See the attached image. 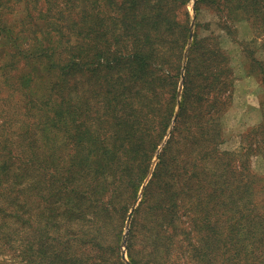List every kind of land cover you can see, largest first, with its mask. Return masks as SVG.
Returning a JSON list of instances; mask_svg holds the SVG:
<instances>
[{"label": "trees", "instance_id": "trees-1", "mask_svg": "<svg viewBox=\"0 0 264 264\" xmlns=\"http://www.w3.org/2000/svg\"><path fill=\"white\" fill-rule=\"evenodd\" d=\"M191 1L0 0V264H128L140 196L131 263L264 264V109L222 147L264 0Z\"/></svg>", "mask_w": 264, "mask_h": 264}, {"label": "rangeland", "instance_id": "rangeland-1", "mask_svg": "<svg viewBox=\"0 0 264 264\" xmlns=\"http://www.w3.org/2000/svg\"><path fill=\"white\" fill-rule=\"evenodd\" d=\"M196 0H192L190 3V10L191 13L194 15V4ZM205 13L202 16V20H215V16L211 14L208 10L204 11ZM196 23V21H195ZM203 28V27H202ZM204 29V28H203ZM202 29V31H204ZM255 32L260 35V37H264V31H256L255 28H250L249 24H241L240 25V31H239V37L242 40H245V38L251 37L252 34H255ZM225 45L232 50V56H233V62L235 65V71L237 74V80L235 84L234 94L232 97L231 104L228 108L227 114L225 116L224 124H225V134H226V141L222 145L224 149L229 150H235L237 152L240 151L242 146H247L249 144V140L243 138V134L249 129L251 126L255 125L256 123H259L262 119V110L264 109L263 106L261 107V101L263 100V89L260 85V80L257 77L254 76H248L246 68L243 64V60L241 58V48L238 46L237 43H234L229 37L225 38ZM236 47L233 51V48ZM174 127H172L171 131ZM171 133L166 137L164 143L160 146L157 156L158 159L156 160V157L154 158L152 168L153 171L155 167L157 166V163L159 161V153L161 152L163 146L167 142V140L170 138ZM255 156L253 159L256 160ZM260 163H257L258 169L264 173V161L260 160ZM148 179L145 183H147ZM142 195V194H141ZM142 198L141 196L137 201L133 204L131 211H133V216L135 215V211L137 207L139 206ZM135 206V207H134ZM134 208V209H133ZM130 211V213H131ZM129 213V215H130ZM129 218V216H128ZM127 218L126 225H125V232H124V238L127 234V226L129 224V220ZM133 217L130 222V227L132 224ZM129 227V229H130ZM130 232V230H129ZM129 237V234H128ZM124 238L122 242V249L123 252L126 250V245H124ZM128 242V238H127ZM127 253V250L125 251ZM127 258V254L125 255Z\"/></svg>", "mask_w": 264, "mask_h": 264}, {"label": "water", "instance_id": "water-1", "mask_svg": "<svg viewBox=\"0 0 264 264\" xmlns=\"http://www.w3.org/2000/svg\"><path fill=\"white\" fill-rule=\"evenodd\" d=\"M194 22H193V29H194ZM193 34H194V31L192 30V32H191V36H193ZM158 159V156L156 157V160ZM135 207V206H134ZM134 209V208H133ZM132 217H133V211H131V213H130V215H129V218H128V220H129V224H128V226H127V234L125 235V238H124V245H126L127 244V238H128V234H129V227H130V222H131V219H132ZM126 251V250H125ZM123 252V255H124V259L126 260V262L128 263V264H133V263H131L130 261H129V259L125 256L127 253L126 252Z\"/></svg>", "mask_w": 264, "mask_h": 264}]
</instances>
